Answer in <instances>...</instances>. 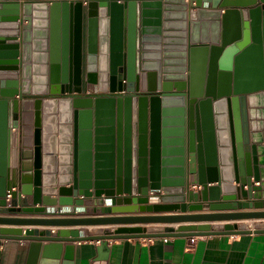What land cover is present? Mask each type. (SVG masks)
Wrapping results in <instances>:
<instances>
[{
	"label": "water",
	"instance_id": "obj_1",
	"mask_svg": "<svg viewBox=\"0 0 264 264\" xmlns=\"http://www.w3.org/2000/svg\"><path fill=\"white\" fill-rule=\"evenodd\" d=\"M263 197L264 0H0V214L183 212L0 224L264 219L237 211ZM203 210L229 212L185 214ZM251 232L264 229L0 228V239L31 241L27 264H75L71 242H98L106 263L110 239Z\"/></svg>",
	"mask_w": 264,
	"mask_h": 264
},
{
	"label": "crops",
	"instance_id": "obj_2",
	"mask_svg": "<svg viewBox=\"0 0 264 264\" xmlns=\"http://www.w3.org/2000/svg\"><path fill=\"white\" fill-rule=\"evenodd\" d=\"M43 0H20V2H36ZM223 11V10H222ZM215 185V184H213ZM258 185V183H256ZM198 190V187H191ZM57 197V196H54ZM264 200V197L261 198ZM9 200V199H8ZM107 201V200H106ZM151 203V202H150ZM187 203H190L187 201ZM109 204L105 202L104 206ZM19 207V206H18ZM59 207V206H58ZM100 207V206H99ZM70 206H63L68 209ZM237 211H264L260 209H240ZM229 212L203 210L200 212L187 211L185 214ZM183 214L176 212H134L124 214H89L79 216H51L29 214H0L1 217L21 218H58V217H101V216H143V215H174ZM210 224L215 230H221L226 225H239L241 229L252 231L255 228L264 229V219H251L241 221H212V222H180V223H135L112 224L94 226H30V225H4L0 228L41 229L52 232L66 229L91 230L98 233L100 229L119 227H148L163 229L182 225ZM159 244L154 239H110L108 246L110 255L106 263L96 261V241L71 242L76 245L75 264H264V233H244L239 235H206L193 237H168L158 238ZM31 241L0 239V264H27L28 255L21 251V245H28ZM50 242L43 241L42 244Z\"/></svg>",
	"mask_w": 264,
	"mask_h": 264
},
{
	"label": "flooded vegetation",
	"instance_id": "obj_3",
	"mask_svg": "<svg viewBox=\"0 0 264 264\" xmlns=\"http://www.w3.org/2000/svg\"><path fill=\"white\" fill-rule=\"evenodd\" d=\"M124 88L125 89H127V87H128V81H127V79H125L124 80ZM99 91H94L93 93H91V94H94V93H98ZM136 93H140V95H142V94H146V95H149V94H151V93H154V92H151V91H141V90H138V91H136Z\"/></svg>",
	"mask_w": 264,
	"mask_h": 264
},
{
	"label": "built area",
	"instance_id": "obj_4",
	"mask_svg": "<svg viewBox=\"0 0 264 264\" xmlns=\"http://www.w3.org/2000/svg\"><path fill=\"white\" fill-rule=\"evenodd\" d=\"M94 91H96L95 89H93L90 85H87L86 88H84L83 93L84 94H91Z\"/></svg>",
	"mask_w": 264,
	"mask_h": 264
}]
</instances>
